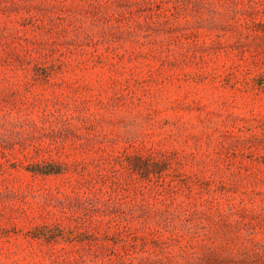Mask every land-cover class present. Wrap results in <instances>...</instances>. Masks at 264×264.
Here are the masks:
<instances>
[{
    "label": "rangeland",
    "instance_id": "374dc122",
    "mask_svg": "<svg viewBox=\"0 0 264 264\" xmlns=\"http://www.w3.org/2000/svg\"><path fill=\"white\" fill-rule=\"evenodd\" d=\"M0 264H264V0H0Z\"/></svg>",
    "mask_w": 264,
    "mask_h": 264
}]
</instances>
